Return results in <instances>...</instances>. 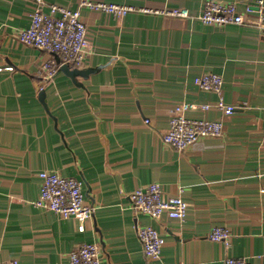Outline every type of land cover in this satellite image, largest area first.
Listing matches in <instances>:
<instances>
[{
	"label": "crops",
	"instance_id": "crops-1",
	"mask_svg": "<svg viewBox=\"0 0 264 264\" xmlns=\"http://www.w3.org/2000/svg\"><path fill=\"white\" fill-rule=\"evenodd\" d=\"M81 1L44 0L43 8L76 9ZM98 1L185 7L192 17H116L82 7L89 53L83 66L69 65L91 71L72 78L62 64L43 82L41 64L61 56L18 38L38 3L0 0V64L15 66L0 72V260L70 264L76 245L96 242L102 264H224L229 255L264 264V0H219L248 16L222 26L197 18L206 0ZM206 71L223 76L220 92L195 83ZM220 100L236 105L234 112L226 114ZM182 101L199 105L191 117L222 120L223 134L184 149L167 144ZM45 169L83 180L95 207L90 219L35 205ZM154 182L189 201L184 222L134 207L130 193ZM136 225L165 237L160 258L145 255ZM213 225L230 228L229 247L209 238Z\"/></svg>",
	"mask_w": 264,
	"mask_h": 264
},
{
	"label": "built area",
	"instance_id": "built-area-1",
	"mask_svg": "<svg viewBox=\"0 0 264 264\" xmlns=\"http://www.w3.org/2000/svg\"><path fill=\"white\" fill-rule=\"evenodd\" d=\"M37 7L31 14L29 27L18 31V38L27 45L57 53L56 59L45 60L40 66L42 81L55 77L62 64L83 66L89 53L90 41L88 28L83 19L81 8L112 13L123 17L129 12H156L171 16L192 17L185 7H169L153 9L134 4L83 0L76 9L50 4L49 11L44 10V0H36ZM205 24L226 25L229 23L243 24L247 22V13L240 11L233 2L206 0L204 10L197 16ZM260 18L258 23L261 24ZM14 65L0 64V72L12 71ZM195 83L204 90L220 92L224 85L221 74L206 71L196 76ZM226 114H232L236 105L220 100L216 104ZM199 106L197 103L182 101L178 103L170 116L169 128L164 133V141L178 149H184L204 136H220L223 134V122L220 119L191 117L189 111ZM208 109L210 104L202 106ZM150 123V119H146ZM264 139V137H263ZM40 195L35 201L38 207L55 211L62 217H76L82 223L90 219L95 211L94 205L87 203L82 189L83 180L77 177L64 176L57 171L42 170L39 172ZM131 203L138 210L152 216L160 217L166 213L169 217L184 222L188 215L190 203L182 194L166 195L158 182L134 189L129 195ZM137 235L141 241L145 255L150 259L162 256L165 237L152 225H136ZM232 233L229 227L213 225L209 238L223 242L226 247L231 245ZM70 264H102L100 246L96 242H83L69 254ZM0 264H19L18 259L0 260ZM184 264V263H180ZM224 264H253L249 257L227 256Z\"/></svg>",
	"mask_w": 264,
	"mask_h": 264
},
{
	"label": "water",
	"instance_id": "water-1",
	"mask_svg": "<svg viewBox=\"0 0 264 264\" xmlns=\"http://www.w3.org/2000/svg\"><path fill=\"white\" fill-rule=\"evenodd\" d=\"M61 70L66 72L72 78H74L75 76L81 75V74L87 75L91 71V69L71 68L69 64H63L61 66ZM40 96L42 99H44L45 98V92L41 91Z\"/></svg>",
	"mask_w": 264,
	"mask_h": 264
}]
</instances>
